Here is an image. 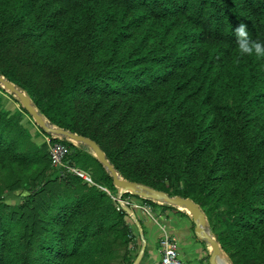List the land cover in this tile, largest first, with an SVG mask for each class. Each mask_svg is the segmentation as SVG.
Masks as SVG:
<instances>
[{"label": "trees", "instance_id": "trees-1", "mask_svg": "<svg viewBox=\"0 0 264 264\" xmlns=\"http://www.w3.org/2000/svg\"><path fill=\"white\" fill-rule=\"evenodd\" d=\"M241 23L264 41V0H0V74L124 178L226 207L210 221L223 250L264 264V59L239 55ZM64 142L93 184L0 98V264H133L142 236L112 176Z\"/></svg>", "mask_w": 264, "mask_h": 264}, {"label": "water", "instance_id": "water-1", "mask_svg": "<svg viewBox=\"0 0 264 264\" xmlns=\"http://www.w3.org/2000/svg\"><path fill=\"white\" fill-rule=\"evenodd\" d=\"M0 84H2L6 89L14 93L21 100L23 107L32 115L37 122V124L45 130L47 133L52 135L63 137L75 144H80L89 148L94 156H96L99 161L104 165L107 171L113 178L114 185L120 190V195L124 193H132L138 195L144 199H150L154 202L160 204H167L179 209L187 210L193 217L196 224V235L202 240L208 242L212 247L211 264H228L219 259L223 252V248L220 242L217 240L216 236L213 235L209 228V221L205 211L201 206L191 198H186L183 196L175 195L172 196L164 190L154 188L152 186L146 185L141 182L131 181L124 178L115 168V166L108 159L105 151L102 147L93 139L72 132L69 129H65L54 125L49 119L43 115L39 109L34 104L32 98L28 93L17 86L15 83L7 79L5 76L0 74ZM128 212H132L128 207L126 208ZM135 220L138 222L135 213L131 214ZM139 224V222H138Z\"/></svg>", "mask_w": 264, "mask_h": 264}, {"label": "crops", "instance_id": "crops-1", "mask_svg": "<svg viewBox=\"0 0 264 264\" xmlns=\"http://www.w3.org/2000/svg\"><path fill=\"white\" fill-rule=\"evenodd\" d=\"M138 204L136 208L142 210L136 215L139 224L135 218L134 220L139 227L142 242L133 264H157L159 262L161 258L160 237L163 233H168L178 240L179 253L185 263L211 264L212 247L196 235L195 221L187 210L162 206L158 208L151 206L150 210ZM219 259L233 264L224 250Z\"/></svg>", "mask_w": 264, "mask_h": 264}, {"label": "rangeland", "instance_id": "rangeland-1", "mask_svg": "<svg viewBox=\"0 0 264 264\" xmlns=\"http://www.w3.org/2000/svg\"><path fill=\"white\" fill-rule=\"evenodd\" d=\"M0 98L2 100V105L3 108L7 111H10L12 113H17V114H21V118H22V124L29 130V132L32 135V139L34 142H36L37 144H43V143H47L48 144V151L50 153V148L51 145L56 142L59 141L58 136L52 135L50 133H47L45 130H43L35 121L34 117L32 115H30L23 107V104L21 102V100L18 98V96H16L14 93H12L11 91H9L8 89H6L2 84H0ZM57 137V138H56ZM63 138V137H61ZM74 143V142H73ZM75 144V143H74ZM77 146H81L80 144H76ZM69 147V146H68ZM88 151L91 152V150L88 148ZM92 153V152H91ZM51 157V156H50ZM52 160V159H51ZM52 165L54 168H63V167H58L56 166L53 162ZM73 168H76L78 170H80L81 172L84 173L85 177L89 178L91 181H87L89 184H93V180L91 178L92 175V171L86 172L82 169H80L77 166L72 165ZM68 170L69 172H73V170H71L70 168H63ZM76 174V173H75ZM91 174V175H90ZM102 189H104L105 191H107L109 194H111L110 190L107 189L106 187H102L100 186ZM26 194V193H25ZM124 195V194H123ZM122 195V196H123ZM125 195H127V193H125ZM113 196V199L115 201L116 204V198L120 195V190L118 189V192L115 193ZM126 200L130 201L133 205L132 208H130V210L132 212H128L130 215L132 213H134V206H139L138 203H136L134 201V199L131 196H125L123 197ZM6 201L11 203V204H19L22 201V196L18 195L17 193H13V194H8L6 196ZM158 203V202H157ZM201 208L205 211L207 217H208V221H209V228L212 231L211 228V224L210 221L211 220H215V218L217 217V215H219L221 212L225 211L226 207L221 206V205H216L213 202V199H211L210 197H208L207 195H203L201 197V199L197 202ZM160 204V203H159ZM161 205H167V204H161ZM141 206L143 207H148L151 210V206H149L148 204H142ZM212 233L214 234V232L212 231ZM215 235V234H214ZM233 263V262H232Z\"/></svg>", "mask_w": 264, "mask_h": 264}, {"label": "built area", "instance_id": "built-area-1", "mask_svg": "<svg viewBox=\"0 0 264 264\" xmlns=\"http://www.w3.org/2000/svg\"><path fill=\"white\" fill-rule=\"evenodd\" d=\"M58 138L59 141L54 142L50 148L52 162L58 167L70 168L77 175L84 177L87 181H91L89 178L85 177L83 172L72 167L71 159L68 158L70 148L64 142V138ZM116 207L119 211L122 209L127 211L126 208L128 207L130 209L133 205L130 201L123 198V196H118L116 198ZM160 254L161 258L158 264H187L180 256L178 240L168 233H165L160 241Z\"/></svg>", "mask_w": 264, "mask_h": 264}, {"label": "clouds", "instance_id": "clouds-1", "mask_svg": "<svg viewBox=\"0 0 264 264\" xmlns=\"http://www.w3.org/2000/svg\"><path fill=\"white\" fill-rule=\"evenodd\" d=\"M236 36V45L238 53L241 57H256L264 59V41L253 40L247 29L246 24L241 23L234 29Z\"/></svg>", "mask_w": 264, "mask_h": 264}]
</instances>
